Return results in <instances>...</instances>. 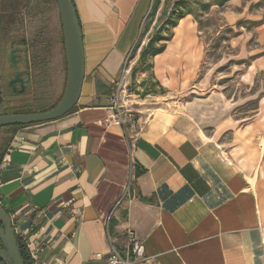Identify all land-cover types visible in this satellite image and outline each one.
Here are the masks:
<instances>
[{
  "label": "crops",
  "instance_id": "obj_1",
  "mask_svg": "<svg viewBox=\"0 0 264 264\" xmlns=\"http://www.w3.org/2000/svg\"><path fill=\"white\" fill-rule=\"evenodd\" d=\"M72 3L85 56L77 106L18 130L0 164V205L41 249L37 263L108 264V235L121 247L128 229L156 264H264V107L243 121L216 93L133 103L131 144L104 119L151 0ZM170 45L154 59L167 84L182 53L194 58L192 43Z\"/></svg>",
  "mask_w": 264,
  "mask_h": 264
},
{
  "label": "rangeland",
  "instance_id": "obj_2",
  "mask_svg": "<svg viewBox=\"0 0 264 264\" xmlns=\"http://www.w3.org/2000/svg\"><path fill=\"white\" fill-rule=\"evenodd\" d=\"M219 1L151 0L123 66L128 71L126 90L135 105L150 106L161 101V97L182 104L191 96L216 93L235 104L234 118L243 121L252 119L259 105L264 107V0H227L218 5ZM14 2L17 5L13 11ZM0 13L3 103L19 90L18 85L15 91L8 87L14 69L9 65L7 51L12 42L25 39L32 66L22 93L27 89L34 107L54 104L63 93L66 78L56 1L0 0ZM173 41L192 43L194 58L190 64L187 52L182 53L185 60L176 63L177 76L173 75L172 84H167L165 74L157 76L154 59L170 49ZM162 45L164 50L160 54L150 55L151 49ZM22 55L19 57L23 58ZM37 56L45 62L41 68L33 66ZM24 68L20 59L17 71ZM186 71L189 72L184 77ZM189 91L192 95L187 97Z\"/></svg>",
  "mask_w": 264,
  "mask_h": 264
},
{
  "label": "water",
  "instance_id": "obj_3",
  "mask_svg": "<svg viewBox=\"0 0 264 264\" xmlns=\"http://www.w3.org/2000/svg\"><path fill=\"white\" fill-rule=\"evenodd\" d=\"M61 26L66 78L64 90L57 105L46 112L30 114L0 115V128L5 126H28L47 123L66 116L70 110L77 106L81 96L85 75V56L81 28L72 0H55ZM19 49L10 48L7 59L10 67L14 69V76L8 82V87L13 91L18 85L17 93L24 91V84L29 80L22 78L17 71L20 62L16 53ZM28 69V65L26 66ZM29 73L26 72V75ZM1 94V91H0ZM0 261L3 264H22L19 248L16 244V233L12 226L11 217L0 205Z\"/></svg>",
  "mask_w": 264,
  "mask_h": 264
},
{
  "label": "built area",
  "instance_id": "obj_4",
  "mask_svg": "<svg viewBox=\"0 0 264 264\" xmlns=\"http://www.w3.org/2000/svg\"><path fill=\"white\" fill-rule=\"evenodd\" d=\"M128 71L123 69L122 74L111 83L109 95V106L106 108V118L104 126L106 129L111 127L128 130L131 134L129 140L131 144L135 142L136 136L140 131L138 114L132 109V96L126 90L125 77ZM129 185L125 188V195L129 192ZM26 247L31 264L37 263V254L41 251L39 248L31 249L22 235H17ZM123 244L119 247L114 239L108 235V253L106 260L108 264H156L152 258L145 255L144 247L130 230L122 233ZM97 259L102 255H95Z\"/></svg>",
  "mask_w": 264,
  "mask_h": 264
},
{
  "label": "trees",
  "instance_id": "obj_5",
  "mask_svg": "<svg viewBox=\"0 0 264 264\" xmlns=\"http://www.w3.org/2000/svg\"><path fill=\"white\" fill-rule=\"evenodd\" d=\"M225 2H227V0H220L217 4L223 5ZM16 5H17V3L14 2L13 11L16 10ZM1 16H2V14L0 13V19H1ZM11 45L14 48H20L21 52H24L23 49H27V44L25 43L24 39H21L17 43L12 42ZM149 48H151V45H149ZM151 50L152 51L150 52V55L156 56L164 50V45H162L156 49H151ZM44 65H45V62L43 60L42 61L38 60V56H37L35 59V62L33 63V66L34 67L37 66V68H41ZM31 66H32V64H31ZM1 78H2V76H1V72H0V81H1ZM27 84L28 83H26V85ZM24 88H27V87L24 86ZM0 91H1V94H0V115L30 114V113L46 112V111L54 108L60 100V99L57 100V102H55L54 104H51V105H48V106H45L42 108H37V107H34L32 105V103H30V101L27 97V89H26L25 92L22 94H19V93L12 94L11 93L10 97L7 99V101H4L5 103H3L1 84H0ZM12 100H13V102H12ZM75 108L76 107L72 108L69 113L74 111ZM40 124H42V123H40ZM34 125H39V124H33V125H28V126H15V125H13V126H5V127L0 128V135H1V137H0V164L2 162V159L5 155V153L7 152L8 148H9V145L11 143L13 136L17 133V131L22 129V128H26V127H30V126H34ZM134 173H135V176H138V175H141L143 173V170L140 172H137L135 169ZM0 227H1V222H0ZM16 244L19 248V253H20V257L22 259V264H31L30 258L28 256V252H27L26 247H25V244L17 236H16ZM0 247H1V244H0ZM0 264H3V263L0 261Z\"/></svg>",
  "mask_w": 264,
  "mask_h": 264
},
{
  "label": "flooded vegetation",
  "instance_id": "obj_6",
  "mask_svg": "<svg viewBox=\"0 0 264 264\" xmlns=\"http://www.w3.org/2000/svg\"><path fill=\"white\" fill-rule=\"evenodd\" d=\"M14 48L12 45H10V48ZM14 49H19V52H21V49L20 48H14ZM23 53L24 55L20 54V53H16L17 56H20L22 55L23 58L19 57L20 59H23V63H24V69L23 71L19 72V74L21 75L22 78L26 79L27 77H29V80H30V67H31V64L29 63V59H28V55H27V49H23ZM10 65V64H9ZM28 65V69H26V66ZM12 68V67H11ZM26 72H28L29 74L26 75ZM28 80V81H29ZM27 81V83H28Z\"/></svg>",
  "mask_w": 264,
  "mask_h": 264
}]
</instances>
